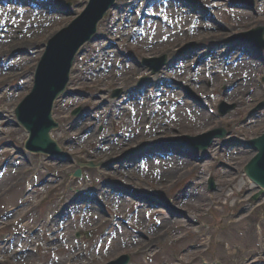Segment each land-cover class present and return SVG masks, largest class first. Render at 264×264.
Instances as JSON below:
<instances>
[{
  "label": "rangeland",
  "instance_id": "1",
  "mask_svg": "<svg viewBox=\"0 0 264 264\" xmlns=\"http://www.w3.org/2000/svg\"><path fill=\"white\" fill-rule=\"evenodd\" d=\"M13 1L10 0L8 5H18L30 11L29 5L37 0H30L28 2L26 0H18L15 4ZM86 1L53 0V3L49 1L44 3L37 2L39 5L41 3L42 8L40 10L42 11L31 14L29 20L33 23L31 25H17V28H12L18 29L20 33L16 36L6 37L0 43V126L2 128L1 133L4 135L12 136L18 132V140L24 141L26 139L27 134L21 128H16L15 119L11 113L14 112V109L27 95L32 86L33 72H35L37 64L40 61L47 39L76 20V17L80 16V12L84 9ZM146 1H153L149 11L151 9L160 10L162 8L174 10L173 4L165 1L162 3L163 7H161L158 4L154 5L157 0H121L124 9L123 13L112 14L111 12L99 29L100 33H104L106 40H101L96 44H87L85 46L86 49L88 48L87 54L78 58L77 64L74 67V76L70 80V87L73 90L82 91L81 95H85L86 93L88 97L85 99H78L79 96L68 97L57 102L54 112L55 118L60 122L59 129L61 131L55 132V137L63 145L75 142L74 138L82 132V135L86 133L88 138H94L100 126H104L107 129L111 125H114V123L119 125L127 122V119H123V114H121L123 105L115 103V100L111 98V92L117 88H122L123 85L116 86L117 82L112 78L107 81L105 70L108 67L104 62L109 63L113 58V56L107 54V51L120 50V48L127 51L129 50L124 48L139 50L142 44H152V41L160 40L164 36L165 33L159 32L148 35L140 39L142 41L141 44L140 42L132 41L131 38H126V36L139 35L138 32L132 31V25L126 23L128 26L127 32L116 34L113 30L114 25H117L118 21H134L137 15L130 14L129 12L132 9H138V7L142 8ZM257 1L259 0H255L256 9L254 11L238 8L230 9L227 6V1L226 3L216 2L214 5L220 9V12L215 11V14L219 19L223 20V23L219 25L209 22L198 23L194 36H189L188 34L180 35L176 38L175 42L169 44L158 43L155 48L144 49L141 56L159 57L170 54L177 48V50H180L185 44L191 42L205 44L197 53L200 60L199 63L194 65V58H190L191 55L183 57V61L178 64L174 73L178 76H195L205 84L211 82L214 89L207 90L205 86L199 87V92L203 93L207 91V95H210L213 90H215L213 95L222 94L226 86L231 84L235 86L239 83L240 91L236 94L234 87L229 93V98L225 100L236 103L240 102V100L242 101L239 104V108L233 111L224 121L221 119L220 122L212 118L206 120L204 124L202 122L188 124V121L168 123L166 120L152 121L149 116L146 120L149 122L150 127L148 130H144L145 134L143 136H140L144 141L171 139L172 137H181L183 134L195 136L213 126H218L222 122L230 129H235L250 137V139L264 131V111L260 118L256 119H251L249 112L257 102L264 100V67H262L264 65H257V62H247V65H251L249 72L253 71L255 74L253 82L246 79L247 73H249L247 71L246 73H244L245 71L241 72L237 78L236 76L230 77L228 75L223 78V74L219 75V72L222 71L225 74L227 69L225 66L221 67L220 70L208 71V74L200 76V71L203 69L202 65L206 66L207 62H212V59L214 61L220 59L222 64L225 62V57L215 59L212 56H219L225 50L226 53H232L230 56L234 58L236 57L235 55L249 53L245 50L234 49L235 42L229 41H231V37L234 35L264 26V0H261V2ZM63 5L70 6L69 9L76 14V17L68 18L64 14H61L65 12ZM3 7L0 3V8L2 9ZM232 11L236 12L235 15ZM193 22L196 23L195 20ZM3 28L0 25V29L2 30ZM12 29L9 30V33ZM136 37L138 38V36ZM55 42L58 43V40ZM244 57L247 58V56ZM253 66L256 67L253 68ZM98 69L104 70L100 80L93 78V81L90 83L84 80L86 77L91 78L95 70ZM196 70H199V72L193 75ZM130 74L136 76L138 72L133 70ZM153 91L150 90L144 97H149ZM179 95V91L173 93L174 98ZM253 101H256V103L252 104ZM211 102L217 105L219 99L214 97ZM79 106L85 109L91 108L93 113L83 116V122L76 124L69 114L74 109H78ZM5 112L8 114L6 115ZM120 119L123 120L121 121ZM242 120L249 122V125L238 126ZM230 141L228 140V142ZM235 143L228 144L222 151L233 154L236 157H228L227 154L219 150V145H216L215 149H211L209 161L202 163L199 160L201 164H197L194 171L189 169L188 172V167H186L190 163L188 158H184L185 160L181 164V168L173 167L171 169L170 165L164 163L158 165L151 164L152 161H145L143 164L139 163V165L137 161L129 167L126 166L127 163L118 164L119 160L117 158L121 153H115V155L109 154L107 160L105 159V155L93 152L90 146L84 147L92 153L96 162L107 163V175H112L118 178V180L122 179V175H129L132 177L134 183L136 181L139 183L138 187L140 190L154 191L152 189L158 188L159 192L167 193L168 196L173 194L174 196L181 197L183 193H180V191L188 184L190 193L197 198L196 203L190 204H186L187 202L181 203L178 200L179 204H175V210L172 209L168 212L167 209L161 208V203H140L135 194L129 190L112 189L111 191L107 189L108 196L105 198V201L108 205L114 204L117 209L120 204H125V215L137 214L136 210L131 209L132 207H136L139 213H141L138 217L142 226L140 229L141 235L139 237L136 236L137 239H141V244L140 247L130 252L142 257L136 258L133 264H260V262H264V254H262L264 251V216L262 215V206L255 207L249 201L251 194H256L257 192L253 184L243 174V167L252 154L249 150H240L243 147ZM133 144L137 143L133 142ZM242 144L245 146L244 143ZM67 149L72 153L74 152L70 148ZM219 156L222 157L221 160H219ZM176 160L177 158H170L164 162H171L173 164ZM111 161L115 162L110 163ZM113 163L117 164L113 165ZM224 163L229 167H219L220 164ZM161 167L170 171L165 173L166 171ZM138 168H140V171H137ZM26 169V167L21 168V172H24ZM183 170L185 172L182 173ZM161 171L164 172V176L159 173ZM27 172H34V170ZM89 173L96 175L97 170H92ZM209 175L216 178V182L219 185L218 193L210 194L207 192L206 183ZM157 176L163 178L155 180ZM11 179L14 181L15 178ZM8 181H4L2 187H0V191H4L7 188L9 185ZM191 183H193L192 187H190ZM198 186H203L202 191L198 189ZM53 188L50 186L46 190L50 191ZM200 193H203V198L200 197ZM186 195L185 198L187 197ZM16 198L17 196L14 194L8 195L7 204L4 207L14 204ZM259 204L263 205L264 200ZM246 205L250 208L247 211L248 213L235 219V216ZM95 206L93 208L96 211V216L99 217V220H102L100 212L102 207L98 208L96 204ZM117 216L121 215L117 213ZM54 220L58 221L59 219L55 218ZM10 224V228L15 226V222H10ZM188 230H196V232L189 234L187 233ZM55 231V227L49 226L48 233L52 234ZM129 231L130 227L128 225V228L125 227L126 234ZM261 233L263 238L261 237ZM134 237L131 235L128 241H133ZM243 238H246V244ZM119 245L121 243L117 241L116 248L107 252L109 253L108 257L106 251L103 249L100 255L101 259L95 262V264H104L116 258L114 254L119 253L116 252L118 248H121ZM236 246H242V248L238 250ZM97 251H100L99 248ZM25 255H27V252ZM31 255L29 256V260L20 263L12 262L9 258H5L2 255H0V259L5 260L7 264H48L53 261V259H49L48 261L49 254L45 251L41 253V257L39 258L35 257L37 254ZM66 256V253L63 254L61 264H64ZM182 260L183 262H181ZM82 264L92 263L85 262Z\"/></svg>",
  "mask_w": 264,
  "mask_h": 264
},
{
  "label": "water",
  "instance_id": "2",
  "mask_svg": "<svg viewBox=\"0 0 264 264\" xmlns=\"http://www.w3.org/2000/svg\"><path fill=\"white\" fill-rule=\"evenodd\" d=\"M41 66L44 67L43 65ZM39 97H42V91L40 86L36 88L33 96L29 98L27 103L31 106H34L39 101L37 99ZM52 125L53 122L51 119L50 110H47L45 113V120L43 121L42 126L39 130L34 129L31 126H27V128L29 129V131H31L32 138L40 143V147L44 145L45 148L48 142H50L48 132ZM255 145H257L261 153L247 168V173L255 182H259L264 187V137L256 141Z\"/></svg>",
  "mask_w": 264,
  "mask_h": 264
},
{
  "label": "bare ground",
  "instance_id": "3",
  "mask_svg": "<svg viewBox=\"0 0 264 264\" xmlns=\"http://www.w3.org/2000/svg\"><path fill=\"white\" fill-rule=\"evenodd\" d=\"M191 159H195V158H191ZM168 209H169V211L172 210L171 208H168Z\"/></svg>",
  "mask_w": 264,
  "mask_h": 264
}]
</instances>
